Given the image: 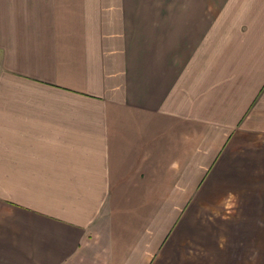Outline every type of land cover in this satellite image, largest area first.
Instances as JSON below:
<instances>
[{
    "label": "crops",
    "instance_id": "0c3cea01",
    "mask_svg": "<svg viewBox=\"0 0 264 264\" xmlns=\"http://www.w3.org/2000/svg\"><path fill=\"white\" fill-rule=\"evenodd\" d=\"M0 264H264V0H0Z\"/></svg>",
    "mask_w": 264,
    "mask_h": 264
}]
</instances>
